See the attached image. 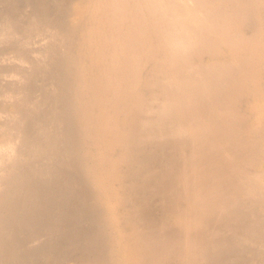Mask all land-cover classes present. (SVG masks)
Masks as SVG:
<instances>
[{"label": "bare ground", "instance_id": "6f19581e", "mask_svg": "<svg viewBox=\"0 0 264 264\" xmlns=\"http://www.w3.org/2000/svg\"><path fill=\"white\" fill-rule=\"evenodd\" d=\"M11 71L0 264H264V0H0Z\"/></svg>", "mask_w": 264, "mask_h": 264}, {"label": "rangeland", "instance_id": "374dc122", "mask_svg": "<svg viewBox=\"0 0 264 264\" xmlns=\"http://www.w3.org/2000/svg\"><path fill=\"white\" fill-rule=\"evenodd\" d=\"M64 49H66V48L65 47L56 48V50H58L59 52H63ZM13 71H15V70H13ZM12 73L13 72L11 71L9 73V75H8L5 72V74L8 75V77L6 76L7 77V79H6V77L4 78L5 75H3V78H2V79H4L3 81L1 80V75L2 74H0V80H1L0 82H2V83H8L9 80L10 81H13V79L16 78V77L15 76H12V75H14ZM9 77H10V79H8ZM4 81H7V82H4ZM5 138L7 139V137H5ZM77 139H78L77 136H74L72 138H68L67 140H65L61 144V148H66V149L70 148L75 143V141ZM0 141L2 142V140H0ZM0 153H1V150H0ZM43 160L44 161H42L41 163H38L36 166L34 165L33 167H35V168L38 169L37 171L39 172V176H41L42 180L46 181L47 183L51 182L48 179L55 180V179L59 178L60 171H62L63 169L69 168L67 165L65 167L64 164L59 163V162H57L54 159L51 160V159L46 158V159H43ZM10 164H11V160H10V162H8V160H7L4 164L3 163L0 164V173H1V171H3ZM39 169H40V171H39ZM43 170L47 174H45V172H41ZM79 175L80 176L78 178H79V181L82 184L85 183V182H87L88 174H87V172H85L84 168H80V174ZM44 177H46V179ZM47 192H49V191H43L41 189V193L45 194ZM49 194L51 196H54V194H52L50 192H49ZM85 196H86V200H87V205H86L87 212L82 217V225L84 227H88L92 223H95V221L101 217V211H100V209L96 205H93V202L95 201V198H94L95 195H94V192L91 189L89 190V192L85 193ZM61 201L69 202L70 199L69 198H66V199L61 200ZM162 203L163 202L160 199H155L153 201V206L155 208L156 213H160V211H161L160 208H161ZM4 214H5V212H4ZM6 214H7V212H6ZM224 232L228 236H232L234 234V233L232 234V231L230 229H226V230H224ZM29 233L30 232H28L27 230L26 231H22L21 237L22 238H27V236H29ZM41 242L40 241L39 242L38 241L30 242L28 247H33V248L39 247L42 244ZM35 258L41 259V257L38 256V255H36ZM65 264H76V263L73 260H67V261H65Z\"/></svg>", "mask_w": 264, "mask_h": 264}, {"label": "water", "instance_id": "95a60500", "mask_svg": "<svg viewBox=\"0 0 264 264\" xmlns=\"http://www.w3.org/2000/svg\"><path fill=\"white\" fill-rule=\"evenodd\" d=\"M64 16H65V17L67 16V13H66V11H65V14H64Z\"/></svg>", "mask_w": 264, "mask_h": 264}]
</instances>
